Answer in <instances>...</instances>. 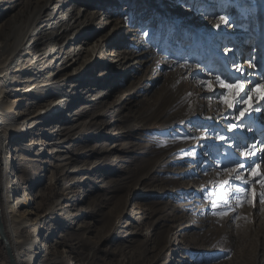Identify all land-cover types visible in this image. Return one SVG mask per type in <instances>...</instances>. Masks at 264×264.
I'll use <instances>...</instances> for the list:
<instances>
[{"label":"rangeland","instance_id":"obj_1","mask_svg":"<svg viewBox=\"0 0 264 264\" xmlns=\"http://www.w3.org/2000/svg\"><path fill=\"white\" fill-rule=\"evenodd\" d=\"M6 1V9L16 2ZM99 1L106 9L92 24L100 28L107 18L116 21L113 37H107L114 45L105 44L104 61L98 63L96 71L94 67L87 78L72 79L64 90L72 94L71 100H89L91 95L94 98L105 93L108 97L102 105L99 97L92 103L80 102L79 106L88 107L76 122L74 138L66 144L68 168H57L63 162L50 159L46 154L50 148L45 146V154L37 158L40 161L27 164L25 170L20 160L29 158L25 144L31 139L46 144L45 136L26 135L10 144V155L18 158L14 162L18 178L44 177L40 185L27 191L22 211L44 214L62 208L59 221H36L16 239L32 240L37 245L42 240L50 247L53 264H261L264 113H252L243 124L238 123L217 99L220 92L228 90L212 84L213 92L202 87L201 81H212L216 75L237 76L235 64L241 66L245 79L260 80L257 73L264 69V0H189L188 6L181 0ZM85 2L76 0L71 7H84ZM102 5H93V10ZM38 9L35 5L22 7L11 20H0V42L12 46ZM158 9L169 11L159 13ZM6 13L0 8V18ZM220 15L231 17V26L221 23ZM140 43L146 47H137ZM67 44L65 38L53 47L62 51ZM71 47L68 45L66 52ZM228 49L231 51L226 56ZM123 51L135 54L129 64L149 60L150 68L143 67L142 72L141 68L134 69L132 73L125 70L126 66L108 68L113 75L118 69L120 75L101 87V66L111 58L118 61ZM143 52L149 53L139 55ZM252 56L259 65L255 69L248 63ZM30 57L24 55L9 65H0V70L3 67L7 72L6 80L0 81V89L8 91L4 94V104L9 101L5 108L17 99L13 90L35 85L16 86L19 81L32 79L31 75L15 72L19 61ZM75 67L77 71L79 64ZM56 72L58 69H53L45 76ZM67 73L71 74V69ZM87 81L92 85L83 94L69 93L73 86L82 88ZM117 87L125 91L116 94ZM251 96L249 103H264V80ZM39 97L42 93H31L14 112L28 111ZM175 98L184 102L186 113L181 118L166 120L162 116L137 123L159 105L161 112L174 110ZM122 99L125 101L118 105ZM105 112L106 116H99ZM0 114V118L8 119L5 111ZM63 114L59 113L65 119ZM207 115L215 123H204ZM230 120L236 128L228 127ZM44 127L52 128L39 126L37 133ZM127 131L131 134L118 138V132ZM218 132L234 139L218 140ZM138 133L141 135L136 145L144 146V150L132 153V138ZM237 144L249 145L251 155H242ZM233 159L247 163L239 167L231 163ZM28 218L35 220L34 216ZM52 230L54 237H47ZM0 264H8L1 243ZM36 264L42 263L38 260Z\"/></svg>","mask_w":264,"mask_h":264},{"label":"bare ground","instance_id":"obj_2","mask_svg":"<svg viewBox=\"0 0 264 264\" xmlns=\"http://www.w3.org/2000/svg\"><path fill=\"white\" fill-rule=\"evenodd\" d=\"M12 1H16L14 6L6 9V7L9 6V2L6 0H0L1 11H7L14 15H11L12 17H10V14L6 13L3 17L1 16L2 18H0V20H11L20 13L19 12L15 15V12L18 11V9H21L22 11V7L35 5L36 7H39V9L34 15H32V20L28 24V27L22 28L19 31L16 41L13 44L11 43L13 47L10 46V43L6 44L5 41L0 42V65L4 67L18 57H23L24 55L30 57L33 55V57L20 60L19 64L16 66L17 69L15 72L32 76V79L22 80L23 82L19 81L18 83L16 82V86H19L20 84L22 85L23 83H34L35 85H32L29 89L18 88L13 90L14 96L17 99L15 101H10V105L7 108L4 106H6V103H9V101L6 100L4 104L3 100L4 94L8 93V91L0 89V111H5L6 117L8 116V119L0 118V219L15 264H36L38 260L39 263L42 264H53V260L49 259L50 247L44 244L42 240L41 243L37 245L36 242L34 243L32 240L22 242L16 238L21 236L23 230L35 226L36 221H59V211H61L62 208L57 207L44 214L37 212L25 213V211H22L23 203L29 195L27 191L35 184L39 183L40 185L44 177L40 176L35 180H29L22 175L18 178V176L15 175L16 166H14L15 160H18V158L10 155L11 153L8 148L12 142L19 141L20 139L22 140L26 135L39 136V138L45 136L46 144L36 143L33 139L25 144L26 148L24 149L27 151L29 158L20 159L25 170L28 169L27 164H33L34 162L40 161L37 158L45 154V146L50 148V150L46 152L50 159L63 162L58 164L57 168L69 167L70 162H67L69 150L68 147H66V144L74 138V130L78 126L76 122L84 116L87 111L86 108L88 107L87 104L83 107L79 106L80 102L92 103L94 99L99 97L102 105L104 103L103 101L108 97V94L97 95L94 98L92 97L93 95H91L89 100L84 101L79 100L78 98L71 100L69 96L72 94H68L64 89L67 86L66 83L72 79L75 80L76 78L81 77L87 78L92 68L95 67L94 71L98 69V63L104 61L106 55L105 44L108 43V45H114V43L111 42V38L107 37L109 35V37H113V31L117 29V23L111 18H107V21L105 23L103 22L100 25V28L93 26L92 20L100 16L103 13V9H106V5L99 4L101 2H98V0H86L84 7H79L77 5L74 6L73 9L71 6H73L76 0ZM119 3L123 2L120 1ZM88 5L89 7L85 8ZM93 5H102V8L99 10H93L95 8ZM157 11L159 13H165L169 10L158 9ZM199 18H202V16ZM135 31L137 30H130V33H134ZM65 38L68 40V44L63 47L62 51L60 50L61 48L56 49L53 47L55 42ZM93 42H97V44L93 45ZM70 44H72V47L66 52V49ZM94 46L97 48L95 49ZM137 47L145 48L146 46L140 43ZM147 53L149 52H143L139 55L144 56L147 55ZM134 56V53L123 51L118 61L112 58L109 59L106 66H101L100 68L101 71L104 72V76L100 78L99 85L101 84V87H104L108 80H111L112 82L115 81V79H118L117 77L120 75L118 69L116 71L117 75L110 73V69L114 67L117 68V66H119L122 68L126 66L125 70L131 73L134 69L139 70V68H141L140 72H142L143 67H146V70L150 68V65L147 66V64L150 63L149 60H146L145 62L138 61L134 63L135 66H133L134 64H129ZM60 60L62 63L59 67L57 64ZM78 64L79 68L75 71V66ZM3 67H1L0 70V81H5V77L7 76V72L6 70H3ZM108 68L110 69L108 70ZM53 69H58V72L55 74L52 73L46 78L45 75L50 73ZM70 69L71 74H66V71ZM90 83V81H87V83L83 84L82 88H80V85L73 86L74 90L69 93L72 92L74 95L80 96L83 94V91L88 89ZM133 84L134 83H130V86ZM181 85L183 84L181 83ZM78 88H80V90H75ZM137 90L140 91V87H138ZM124 91L125 90H120L118 87L115 89L116 94H121ZM31 93H42V97L36 98L37 100L32 103L30 108H28V111H26L27 109H24L19 113L14 112V109L17 108L25 97ZM167 93H171L170 89L167 90ZM124 101L125 100L122 99L118 105L123 104ZM174 101L177 105V108L174 110L167 109L165 112H161L163 109L161 108V105H159L154 110H151L147 116L138 119L137 123H145L153 118H162V116L166 118V120L176 117L181 118L183 114L186 113L184 112V102L178 98H175ZM73 109H75V111H72ZM60 112L66 113L65 115L63 114L65 119L59 115ZM99 116H106V112L101 113ZM30 120L31 125L27 126L28 121ZM68 123H70V125H66ZM204 123L209 125L215 123L214 118L207 115ZM39 126H50L54 128L47 130L44 127L40 133H37L39 131ZM172 129L173 126L171 125L170 130ZM130 134L131 132L129 131L124 134L123 132H118V138ZM78 135L82 136L83 134L79 133ZM140 135L141 133H138L132 138V153L144 150V146L136 145V140ZM53 180L56 181V179ZM21 190L24 191L20 192ZM196 194L197 192L193 193V195ZM28 216H34L35 220L33 221L32 219H29ZM69 221V219H65V222L69 223ZM202 227L203 226L199 229ZM39 231L40 230L37 231V236H40ZM46 236L49 238L54 237V230L48 232ZM160 243H162V240L158 242V244ZM262 252L264 256V246ZM259 259H261L260 263L264 264V258Z\"/></svg>","mask_w":264,"mask_h":264},{"label":"snow or ice","instance_id":"obj_3","mask_svg":"<svg viewBox=\"0 0 264 264\" xmlns=\"http://www.w3.org/2000/svg\"><path fill=\"white\" fill-rule=\"evenodd\" d=\"M182 3H184L186 6L189 5V0H181ZM196 0H192V3H195ZM129 19L130 18H127ZM219 20L221 23L228 24L231 26V17L226 15H220ZM219 27V25L217 26ZM147 35V33H145ZM228 51H231V49H228L225 52V55L227 56ZM256 57L252 56L249 58V67L256 68L259 67V65L256 63ZM235 71L239 73L237 76L232 75H226V76H220L216 75L214 76L212 81L208 80H202L201 86L207 87L210 91L214 92V89L212 88V84L219 85L223 89H227L228 92H220L217 96L218 100H221L226 107L229 109L228 115L232 116V119L237 121L240 124L244 123V120L248 118L252 113H264V103H258L257 101H253L252 103H249L250 100H252L251 93L256 90L257 88L261 87V80H264V69H262L257 75H259L260 80L254 81L253 79H245L244 78V72L243 69L239 64H235ZM249 77L253 76V73L248 74ZM246 85H252V87H247ZM191 95V94H189ZM245 105H247L245 107ZM227 119V115L225 116ZM236 124L232 123V121H229L228 127L230 129L236 128ZM216 137L218 140H225V139H234V137H226L223 133H216ZM262 144H264V141H261ZM237 148L240 149L242 155L249 156L251 155V148L249 145H239L237 144ZM254 147V146H253ZM233 165L244 167L247 161H241L239 159H233L231 161ZM254 163V161H253ZM219 167V165H217ZM225 171L228 170L227 166L224 168ZM228 201H221V203H227ZM214 206H215V202ZM215 214V213H214Z\"/></svg>","mask_w":264,"mask_h":264},{"label":"water","instance_id":"obj_4","mask_svg":"<svg viewBox=\"0 0 264 264\" xmlns=\"http://www.w3.org/2000/svg\"><path fill=\"white\" fill-rule=\"evenodd\" d=\"M0 242L3 244V248H4V252H5V256H6V261L8 264H15V260L13 258L11 249L8 245L5 233H4V229L1 223V219H0Z\"/></svg>","mask_w":264,"mask_h":264}]
</instances>
